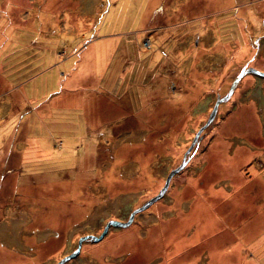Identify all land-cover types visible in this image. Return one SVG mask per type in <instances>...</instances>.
Returning <instances> with one entry per match:
<instances>
[{"label":"rangeland","instance_id":"obj_1","mask_svg":"<svg viewBox=\"0 0 264 264\" xmlns=\"http://www.w3.org/2000/svg\"><path fill=\"white\" fill-rule=\"evenodd\" d=\"M264 0H0V264H264Z\"/></svg>","mask_w":264,"mask_h":264},{"label":"water","instance_id":"obj_2","mask_svg":"<svg viewBox=\"0 0 264 264\" xmlns=\"http://www.w3.org/2000/svg\"><path fill=\"white\" fill-rule=\"evenodd\" d=\"M245 72H251V73H254V74H257V75L264 76V73H262V72H260V71H258V70H256V69H254V68H246V69H244L242 72H240L238 75H236V76L234 77V79L232 80V82H231V84H230V86H229V88H228V91H227L222 97H218V98H216V100L214 101V104H213V106H212V108H211V110H210V113H209V116H208L206 122H205L202 126L199 127V129H198V131L196 132V134H195L193 140L191 141V144H190V146H189L190 148H188L187 152H189V150H190L191 147L193 146L194 142L196 141V139H197V135L199 134L200 130L203 129L208 123H210V122L212 121V119H213V117H214V115H215V112H216V110H217V106H218L219 102H221V101H223V100H226V99L231 95V93H232V91H233V89H234V87H235V85H236V82L238 81V79H239V78H240ZM186 160H187V159H185V155H184L183 158H182L181 163H180L177 167L171 169V170L167 173V175H166V177H165V180H164V184H163V186L160 188V190L158 191V193H157L156 195H154L153 197L149 198L148 200H146V201H145L140 207L134 209V210L130 213V215H129V217H128V219H127L126 221L110 220V221L105 225V227L103 228L102 233H101L100 235H98V236H94V235H84V236H82V237L78 240V247H77L72 253H70V254L64 256V257H63V258H62L57 264H62L64 261H66V260H68V259L74 257V256L78 253V251H79L80 244H81V240H84V239H90V240H92V241H98V240H100V239L103 237V235L106 233V231H107V229H108L109 226H121V227H122V226H126V225H128V224L130 223L131 219L133 218V214H134L135 212H137V211H141L142 209L146 208L149 204H151L152 202H154L155 200H157V199H158V198H159V197L165 192V190H166V188H167V185H168V182H169L171 176H172L173 174H175L177 171H179V170L182 168V166L185 164Z\"/></svg>","mask_w":264,"mask_h":264},{"label":"flooded vegetation","instance_id":"obj_3","mask_svg":"<svg viewBox=\"0 0 264 264\" xmlns=\"http://www.w3.org/2000/svg\"><path fill=\"white\" fill-rule=\"evenodd\" d=\"M191 153H187L186 155H185V159H189L190 158V155Z\"/></svg>","mask_w":264,"mask_h":264}]
</instances>
